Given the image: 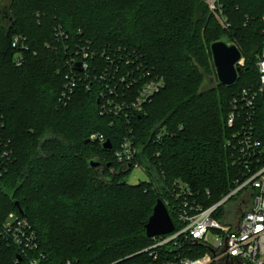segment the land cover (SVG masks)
Segmentation results:
<instances>
[{"label": "trees", "instance_id": "1", "mask_svg": "<svg viewBox=\"0 0 264 264\" xmlns=\"http://www.w3.org/2000/svg\"><path fill=\"white\" fill-rule=\"evenodd\" d=\"M218 3L215 15L206 0H0V222L10 211L25 217L48 264H157L182 249L157 248L155 260L143 251L154 241L145 225L156 200L179 229L172 207L179 200L207 207L243 178L231 162L226 116L233 96L258 84L264 0ZM14 36L23 47L12 45ZM217 40L237 46L244 65L233 85L217 80L202 89L215 72L210 45ZM131 70L162 76L165 85L141 113H102L107 98L130 101L137 84L116 76ZM75 73L81 78L63 98ZM125 135L148 181L123 180L134 166L115 160ZM92 159L99 165L89 166ZM17 253L0 252V264H15Z\"/></svg>", "mask_w": 264, "mask_h": 264}, {"label": "built area", "instance_id": "2", "mask_svg": "<svg viewBox=\"0 0 264 264\" xmlns=\"http://www.w3.org/2000/svg\"><path fill=\"white\" fill-rule=\"evenodd\" d=\"M218 1L206 0L215 15ZM261 17L264 21V11ZM12 45L24 46L18 36H14ZM261 45V55L257 62L258 84L256 87L242 88L233 96L226 116L227 125L234 129L231 132L232 139L227 141L231 148V162L239 167L243 178L236 179L235 187L228 194L207 207L194 197L186 196L172 206L181 226L179 229L174 226V231L164 236H154L153 243L143 251L150 253L153 260L159 258L157 248L169 246L174 250L181 248L182 251L165 255L157 264H264V38ZM87 56L88 53L85 52L83 57ZM16 63H19V58ZM76 63H80V71L88 70L89 65L85 60L74 61L75 67ZM239 65H244L243 58L239 60ZM75 77L81 78L79 73L69 77L61 92L63 98L70 97ZM127 77L131 79L130 85L131 82L137 84L130 101L118 103L107 98L100 105L102 113L112 110L118 113V110H123L125 118L132 117L134 113H141L144 105L165 85L164 77H150L149 71L138 70L128 74L119 72L116 79L123 83ZM258 122L262 127L258 126ZM90 137L95 138L96 135L92 134ZM98 137L104 141L102 136ZM132 139L128 135L124 136L115 150V160L123 166L128 163L142 166L136 160L138 151ZM156 139L159 140L160 135ZM7 153L8 151H4L2 156H8ZM178 186L182 187L180 184ZM237 196L241 197L236 200V219L221 223L212 216L224 203ZM14 214L15 216L10 213L12 221L0 222V252L6 249L17 251L15 264H48L47 256L39 251L36 230L25 217L15 212ZM188 243L200 245L184 247ZM194 252L198 254L194 257L187 256Z\"/></svg>", "mask_w": 264, "mask_h": 264}, {"label": "water", "instance_id": "3", "mask_svg": "<svg viewBox=\"0 0 264 264\" xmlns=\"http://www.w3.org/2000/svg\"><path fill=\"white\" fill-rule=\"evenodd\" d=\"M212 61L214 62V67L216 71V76L219 83H222L226 86H231L237 80L238 74L241 72V67L239 65V60L241 59V53L237 46L234 44H227L222 40H217L210 45ZM77 68H81L80 63L75 64ZM85 142H90V139L85 140ZM102 147L105 149H110L111 143L109 139H106L102 144ZM146 169L149 168L147 163H143ZM99 162L97 160H90L89 166H98ZM109 165V163L107 164ZM132 167L130 163L127 164V170ZM152 179L155 180L156 185L158 186L160 192L164 191V187L161 183V180L158 179L156 171L154 169L150 170ZM14 205L17 207L18 211L22 213L19 203L14 202ZM152 213L147 220L145 225V235L146 237L154 236H164L172 231H174V223L171 220L168 208L161 198H158L152 207ZM170 251H172L170 249ZM20 260L21 257H18Z\"/></svg>", "mask_w": 264, "mask_h": 264}, {"label": "rangeland", "instance_id": "4", "mask_svg": "<svg viewBox=\"0 0 264 264\" xmlns=\"http://www.w3.org/2000/svg\"><path fill=\"white\" fill-rule=\"evenodd\" d=\"M6 3V1L4 2ZM217 76H216V71L204 82V85L202 89H208L212 86H215L217 84ZM117 110H115L116 112ZM123 180H126L130 184L134 183H139V182H144L149 180V174H147L143 167L140 165L134 164L132 169L123 177ZM241 196H237L235 199H231L224 203L222 208L217 211L218 214L221 215V218L219 221L221 223H228L231 220V217L234 215L233 210H232V204L238 200ZM13 216H15L14 212L10 211ZM10 213H8L5 217V221H12L13 216H10ZM238 215V214H237Z\"/></svg>", "mask_w": 264, "mask_h": 264}]
</instances>
